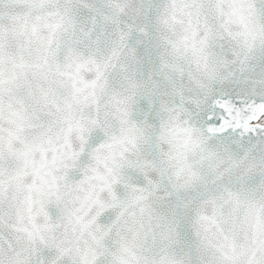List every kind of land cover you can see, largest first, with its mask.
<instances>
[{
    "label": "clouds",
    "instance_id": "1",
    "mask_svg": "<svg viewBox=\"0 0 264 264\" xmlns=\"http://www.w3.org/2000/svg\"><path fill=\"white\" fill-rule=\"evenodd\" d=\"M16 14L45 37L59 27L47 66L0 93V264H217L218 233L189 215L187 238L169 234L160 217L221 186L241 212L264 203V133L199 119L217 94L264 98V0H0V23ZM18 44L6 77L41 55ZM237 149L247 161L221 180Z\"/></svg>",
    "mask_w": 264,
    "mask_h": 264
},
{
    "label": "snow or ice",
    "instance_id": "2",
    "mask_svg": "<svg viewBox=\"0 0 264 264\" xmlns=\"http://www.w3.org/2000/svg\"><path fill=\"white\" fill-rule=\"evenodd\" d=\"M13 2L24 7H32L41 4L43 0H13ZM58 27L59 25H52L45 37L40 34L37 24L28 22L27 16L11 15L7 26L0 23V65L5 62V50L12 39L19 42L18 47H28L36 43L41 53L38 62L31 64L27 63L22 56L15 59L13 64L16 71L7 77L0 71V93L15 86L18 77L26 71L42 70L47 66L48 57L56 52L54 33ZM138 40L134 32L127 37H122L125 46L134 50L140 47ZM199 119L208 131L213 133L239 131L241 136L264 133V98L245 100L233 93L217 94L199 112ZM247 159L245 151L230 150L229 167L222 169L219 178L222 180L224 172L241 167ZM223 163L221 161V164ZM252 166V163L248 162V167ZM218 200L232 206L231 215L225 216L222 211L217 210ZM241 204L239 192L229 186H221L216 191L206 190L194 193L190 199L178 203L171 216L160 217V223L167 233H183L187 238L189 233L186 220L189 215H192L195 224L204 233L214 231L220 235L221 242L216 246L217 264H264V203L250 201L243 212L240 211ZM205 205L212 207L211 214L202 211ZM241 236L242 239H240ZM158 264H178V262L163 255Z\"/></svg>",
    "mask_w": 264,
    "mask_h": 264
}]
</instances>
